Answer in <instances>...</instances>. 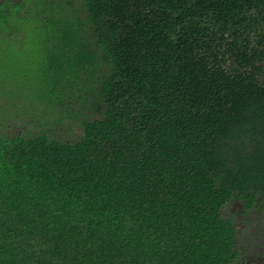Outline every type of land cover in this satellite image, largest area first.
Segmentation results:
<instances>
[{
  "label": "trees",
  "instance_id": "trees-1",
  "mask_svg": "<svg viewBox=\"0 0 264 264\" xmlns=\"http://www.w3.org/2000/svg\"><path fill=\"white\" fill-rule=\"evenodd\" d=\"M260 212L264 0H0V264H264Z\"/></svg>",
  "mask_w": 264,
  "mask_h": 264
},
{
  "label": "rangeland",
  "instance_id": "rangeland-1",
  "mask_svg": "<svg viewBox=\"0 0 264 264\" xmlns=\"http://www.w3.org/2000/svg\"><path fill=\"white\" fill-rule=\"evenodd\" d=\"M238 209H239V206H236V205L231 206L229 208V210L230 211H233V212L236 211V210L238 211ZM235 215H236V213H235ZM259 215H260V218L259 219L262 218V221H258L257 223L260 226L263 225L261 227L263 229L264 228V212H260ZM237 218H238V220H237V226L239 228H241V229H245V221H242L238 216H237ZM251 232H253V233L247 232V233H245V235H244V232L243 231L240 233V238L239 239H241V241H242V244L241 245L244 247L243 249H245V245L247 244V241H246L245 238H250L251 239V242H253L254 240L257 239V232H259V231L252 230ZM262 237H264V235L263 236H260L259 238H262ZM253 260H255L254 257H253Z\"/></svg>",
  "mask_w": 264,
  "mask_h": 264
}]
</instances>
